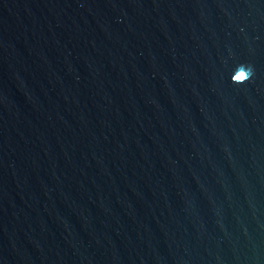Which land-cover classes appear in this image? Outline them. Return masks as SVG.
I'll return each mask as SVG.
<instances>
[{
    "label": "water",
    "instance_id": "water-1",
    "mask_svg": "<svg viewBox=\"0 0 264 264\" xmlns=\"http://www.w3.org/2000/svg\"><path fill=\"white\" fill-rule=\"evenodd\" d=\"M0 264H264V0H0Z\"/></svg>",
    "mask_w": 264,
    "mask_h": 264
}]
</instances>
